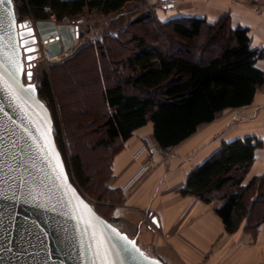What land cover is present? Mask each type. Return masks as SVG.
I'll use <instances>...</instances> for the list:
<instances>
[{"label": "trees", "instance_id": "trees-1", "mask_svg": "<svg viewBox=\"0 0 264 264\" xmlns=\"http://www.w3.org/2000/svg\"><path fill=\"white\" fill-rule=\"evenodd\" d=\"M136 1L140 0H19L14 10L17 21L22 16L45 21L54 15L59 24L85 14L113 16L116 19L110 28L116 27L117 30L106 36L115 40L123 31L122 27L119 28L124 16L122 11ZM149 20H152L151 14L141 11L128 26L145 25ZM156 20L158 24L169 27L170 35L180 41L191 44L204 36L203 44L218 45V51L204 61H195L181 55L166 54L149 45L144 37L132 33L129 40L136 42L131 55L123 61L128 70L126 75L108 86H104L102 80L99 82L103 110L99 136L93 140L92 150L102 149L103 174L94 170L92 175L84 176L82 162L74 153L70 135L66 133L63 136L57 129L52 107L55 104L59 108V104L55 102L50 75L42 72L31 79L39 99L50 111L54 140L61 154L63 146H67L69 162L63 161L71 182L74 184L71 175L81 186H87L93 177L98 178V193L91 196L95 201L102 197L112 156L134 130L150 122L152 139L160 149L166 150L191 136L198 125L212 122L224 109L250 104L256 89L264 84V73L254 66L255 61L264 56V51L251 49L246 30H231L227 17L220 18L213 25H206L199 18H179L165 23ZM80 37L78 31L77 40ZM104 49L103 46L101 50ZM69 103L66 102L65 106H71ZM258 145L253 138L222 143L216 152L188 173L180 190L183 196H194L205 204L220 202L215 213L227 233L235 232L244 218L250 228L264 220V178L253 177L245 186L241 185ZM94 209L98 212L97 206ZM107 221L114 225L113 221Z\"/></svg>", "mask_w": 264, "mask_h": 264}, {"label": "crops", "instance_id": "crops-1", "mask_svg": "<svg viewBox=\"0 0 264 264\" xmlns=\"http://www.w3.org/2000/svg\"><path fill=\"white\" fill-rule=\"evenodd\" d=\"M156 9L162 23L199 18L213 25L225 16L231 30H246L251 49L264 51V10L244 0H177ZM254 66L264 73V56ZM244 138H253L259 145L242 186L253 177L264 178V84L256 89L250 104L224 109L162 154L151 151L159 147L152 139L150 122L134 130L112 156L102 197L91 205L134 239L145 254L143 245L150 250L147 255L164 264L264 262V220L250 228L244 218L235 232L227 233L215 213L220 202L205 204L180 193L194 167L222 143Z\"/></svg>", "mask_w": 264, "mask_h": 264}, {"label": "water", "instance_id": "water-1", "mask_svg": "<svg viewBox=\"0 0 264 264\" xmlns=\"http://www.w3.org/2000/svg\"><path fill=\"white\" fill-rule=\"evenodd\" d=\"M35 28L64 51L78 37L76 28L48 21ZM35 28L17 21L12 0L0 4V264H164L100 216L71 182L50 111L24 80L37 56ZM47 48L60 52L58 41ZM94 233L104 239L102 256Z\"/></svg>", "mask_w": 264, "mask_h": 264}, {"label": "rangeland", "instance_id": "rangeland-1", "mask_svg": "<svg viewBox=\"0 0 264 264\" xmlns=\"http://www.w3.org/2000/svg\"><path fill=\"white\" fill-rule=\"evenodd\" d=\"M18 1L14 0L13 4H17ZM156 8H160L159 5L151 3L150 0H140L128 4L122 11L124 16L121 19L122 26L119 27H122L123 31L118 33V39L115 40L106 36L115 33L117 30L116 27L110 28V24L116 19L115 17L85 14L76 19L82 20L79 25L81 37L79 40L76 39L75 44L70 46L67 52L63 51V54L53 61L41 59L39 54L34 60L31 79L33 80L36 75H40L42 72L50 75L55 102L59 104V108L55 104L52 107L57 129L63 136L66 133L70 135L74 153L78 154L82 162L84 176L92 175L94 170L97 173L99 171L104 173L103 165L105 166V164L104 162L101 163L102 149L92 150L93 140L99 136L98 127L101 123V110H103L99 96L101 90V83L99 84V82L102 80L104 86H108L114 80L121 79L126 75L128 70L123 65V61L131 55L136 42V40H129L132 33L144 37L149 45L158 47L166 54L181 55L195 61H204L218 51V45L203 44L204 36L189 44L170 35L169 27L155 22L156 19L154 20L153 17H155L154 13L157 12ZM141 11H148L152 20L146 22L145 25L129 27L128 23ZM28 19L36 21L29 16H22L19 21ZM156 21L159 22L158 19ZM103 46L105 47L104 51L101 50ZM40 50L43 49L40 48ZM60 63L61 65L57 66ZM26 77H24L25 82L33 84L32 80H28ZM66 102H70L71 106H65ZM65 147L63 146V154L61 155L63 159L69 162ZM71 178L75 187L88 202L90 204L95 203L91 196L98 193L97 189L100 187L99 183L97 185L98 178H91L87 186H81L72 175ZM143 250L150 254L146 245H143Z\"/></svg>", "mask_w": 264, "mask_h": 264}, {"label": "built area", "instance_id": "built-area-1", "mask_svg": "<svg viewBox=\"0 0 264 264\" xmlns=\"http://www.w3.org/2000/svg\"><path fill=\"white\" fill-rule=\"evenodd\" d=\"M13 1L14 0H12V2ZM150 1H151V3H155V4H157L159 6H162V7H166L168 5H173V4H175L177 2V0H150ZM244 1L247 2L248 4L253 5L257 9L264 10V0H244ZM22 21H25V20H22ZM28 21L30 22V26L33 27V28H35V25L38 22V21H32V20L30 21L29 19H28ZM45 21L52 22L55 27L58 25L56 23V21H55L54 16H50V19L45 20ZM81 23H82V20L78 19V20H74V21L63 22L62 25L64 26V28H76V31L78 32L79 31V25ZM34 35L36 36V39H37V43H36L37 52L36 53H37V55L39 54V58H41V59L43 58L46 61H53L51 59L52 57H54V56L59 57L60 55L63 54V49H62L61 45H60V48L62 49V52H61V49H60V52L58 54H55V55H51L49 50H48V48H47V45L49 43H51V42L58 41V43H59L60 42L59 39H55L53 37L42 39L41 36L38 33V30L36 28L34 30ZM46 40L48 42H46ZM40 48H42L43 50L41 51ZM151 151L152 152H157L159 154H162L164 152L160 148H153V149H151ZM256 264H264V262H260V263H256Z\"/></svg>", "mask_w": 264, "mask_h": 264}, {"label": "snow or ice", "instance_id": "snow-or-ice-1", "mask_svg": "<svg viewBox=\"0 0 264 264\" xmlns=\"http://www.w3.org/2000/svg\"><path fill=\"white\" fill-rule=\"evenodd\" d=\"M8 2L10 3L11 0H8ZM3 3H4V0H0V4H3ZM23 27H27V26L24 25ZM21 39L23 40V36H21ZM29 59H31V58H29ZM19 70H20V69H19V67H18V71H19ZM27 76H28V79L31 80L32 73H31V72H28V73H27ZM26 90H31V91H33V92L35 91L34 88H30V89H26ZM47 135H50V130L48 131V133H47L46 136L44 137L45 139L47 138ZM55 159H56V161H57V167H58L59 172H60V175H61V177H62V176H63V168H62V166H60L59 163H58V156L55 157ZM2 198H3V196H2V194H0V199H2ZM89 227L91 228V225H89ZM113 232H115V229H113ZM117 235H118V234H117ZM94 239H95L96 254H97L98 256H102L103 248H104V239H103L102 235L97 236V235H95V233H94ZM105 264H106V259H105Z\"/></svg>", "mask_w": 264, "mask_h": 264}, {"label": "bare ground", "instance_id": "bare-ground-1", "mask_svg": "<svg viewBox=\"0 0 264 264\" xmlns=\"http://www.w3.org/2000/svg\"><path fill=\"white\" fill-rule=\"evenodd\" d=\"M46 42H48L47 40H46ZM60 43V42H59ZM59 45H61V43L59 44ZM37 47V46H36ZM61 49V48H60ZM64 51V50H63ZM61 52H62V49H61ZM65 52H67V51H65ZM52 60H55V59H57V57L56 56H54V57H52L51 58Z\"/></svg>", "mask_w": 264, "mask_h": 264}]
</instances>
